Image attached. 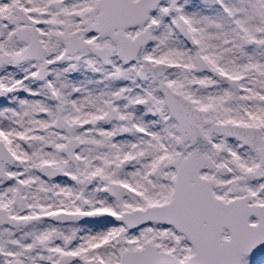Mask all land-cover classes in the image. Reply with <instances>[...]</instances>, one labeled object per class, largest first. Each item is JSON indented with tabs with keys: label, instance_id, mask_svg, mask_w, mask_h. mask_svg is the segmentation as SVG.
<instances>
[{
	"label": "snow or ice",
	"instance_id": "1",
	"mask_svg": "<svg viewBox=\"0 0 264 264\" xmlns=\"http://www.w3.org/2000/svg\"><path fill=\"white\" fill-rule=\"evenodd\" d=\"M0 264H264V0H0Z\"/></svg>",
	"mask_w": 264,
	"mask_h": 264
}]
</instances>
